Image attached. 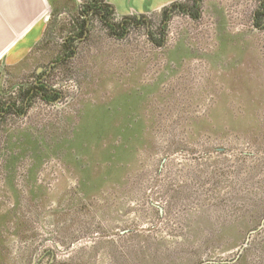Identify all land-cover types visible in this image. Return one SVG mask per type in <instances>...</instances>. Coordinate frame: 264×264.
I'll use <instances>...</instances> for the list:
<instances>
[{
    "label": "rangeland",
    "instance_id": "1",
    "mask_svg": "<svg viewBox=\"0 0 264 264\" xmlns=\"http://www.w3.org/2000/svg\"><path fill=\"white\" fill-rule=\"evenodd\" d=\"M81 4L19 0L46 37L0 63V106L41 78L62 97L2 119L0 264H264L258 0L170 5L122 39L94 21L58 67Z\"/></svg>",
    "mask_w": 264,
    "mask_h": 264
},
{
    "label": "trees",
    "instance_id": "2",
    "mask_svg": "<svg viewBox=\"0 0 264 264\" xmlns=\"http://www.w3.org/2000/svg\"><path fill=\"white\" fill-rule=\"evenodd\" d=\"M203 0H186V5H181L176 2L171 5L174 9V12L177 11L179 13L187 14L195 20H198L199 9L201 2ZM169 9L164 8V12H168ZM78 15L80 17V26L77 32L69 33L68 36L62 42V51H60L59 56L56 58L57 66L60 67L71 60L78 53V47L76 45L77 41L80 39H88L91 35V26L94 21H98L102 26H104L112 37L117 39H122L131 28L139 27L144 24V20H146V16H129V17H118L115 9L107 3V0H82V4L79 8ZM168 22V19L165 22ZM253 21L254 26L263 27L264 28V0H258V7L253 12ZM164 34L163 37H165ZM46 37V34L44 38ZM156 41V40H154ZM44 42V39L41 41ZM156 43V42H154ZM40 44V43H39ZM32 91L34 94L31 96ZM31 96V99H40L44 102L54 103L58 101L62 94L54 89V86H49L46 81H43L40 85H36L24 92L23 98H28ZM14 107L13 112H8L9 115L17 114L16 106H18L17 102H11ZM7 103H4V108L7 107ZM4 108L0 110V115L4 112ZM2 116H0L1 118ZM4 118V117H3ZM2 120H0L1 126Z\"/></svg>",
    "mask_w": 264,
    "mask_h": 264
},
{
    "label": "crops",
    "instance_id": "3",
    "mask_svg": "<svg viewBox=\"0 0 264 264\" xmlns=\"http://www.w3.org/2000/svg\"><path fill=\"white\" fill-rule=\"evenodd\" d=\"M178 1L180 0H107V3L120 17H140L158 12ZM19 17V0H0V63H4L9 70L19 68L28 60L47 29L45 25L38 26V22L34 21L21 34Z\"/></svg>",
    "mask_w": 264,
    "mask_h": 264
},
{
    "label": "flooded vegetation",
    "instance_id": "4",
    "mask_svg": "<svg viewBox=\"0 0 264 264\" xmlns=\"http://www.w3.org/2000/svg\"><path fill=\"white\" fill-rule=\"evenodd\" d=\"M43 78H41V79H38V84L37 85H40L41 83H43ZM34 86H36L35 84L33 85V87ZM34 94V91H32V93H31V96ZM24 95V91L22 92V96ZM31 96H29L28 98H22V105L21 106H16V112H17V114H21L22 116H24L25 115V112L28 110V108H29V106H30V103L32 102V100L33 99H31L30 97ZM13 102V101H12ZM8 105H7V107H5L4 108V106H3V104L0 106V110L2 109V108H4V112H2L1 113V115L0 116H2L1 118H0V120H2L3 119V117H6V116H8V112H13V110H14V107H13V105L11 104V102H8L7 103Z\"/></svg>",
    "mask_w": 264,
    "mask_h": 264
},
{
    "label": "water",
    "instance_id": "5",
    "mask_svg": "<svg viewBox=\"0 0 264 264\" xmlns=\"http://www.w3.org/2000/svg\"><path fill=\"white\" fill-rule=\"evenodd\" d=\"M46 20H48V18Z\"/></svg>",
    "mask_w": 264,
    "mask_h": 264
}]
</instances>
